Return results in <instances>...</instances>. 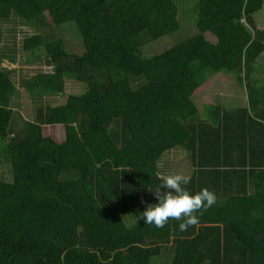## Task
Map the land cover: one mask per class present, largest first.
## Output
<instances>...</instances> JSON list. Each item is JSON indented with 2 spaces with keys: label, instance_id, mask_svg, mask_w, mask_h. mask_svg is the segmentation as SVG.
<instances>
[{
  "label": "trees",
  "instance_id": "trees-1",
  "mask_svg": "<svg viewBox=\"0 0 264 264\" xmlns=\"http://www.w3.org/2000/svg\"><path fill=\"white\" fill-rule=\"evenodd\" d=\"M190 7L198 33L146 54L184 28ZM263 8L264 0H0V21L34 31L21 42L26 58L52 68L19 89L0 66V150L11 172L8 181L0 173V264H150L165 251V264H264V215L250 214L261 206L247 195L248 180L264 174V29L254 19ZM66 22L78 27L80 55L53 39ZM218 72L234 75L245 107L205 104L202 113L197 89ZM67 80L84 92L66 96ZM22 90L36 105L14 127L12 97ZM172 151L195 166L186 187L217 196L183 232V221L156 228L140 219Z\"/></svg>",
  "mask_w": 264,
  "mask_h": 264
},
{
  "label": "rangeland",
  "instance_id": "rangeland-1",
  "mask_svg": "<svg viewBox=\"0 0 264 264\" xmlns=\"http://www.w3.org/2000/svg\"><path fill=\"white\" fill-rule=\"evenodd\" d=\"M193 7L189 8V13L186 14L185 21H182V28L177 32L166 35L156 41H153L144 48L145 53L148 55H153L159 52L168 49L183 40L187 39L198 33V30L195 25V15L192 12ZM191 12V13H190ZM264 21V14L260 17L257 16L258 22L261 19ZM15 21L11 23L0 21V66L6 67L8 66L13 70V80L17 83V88H21V80L28 79L29 77L34 76L38 72H51L52 68L50 65H47L44 61V57L42 56L39 60L33 61L26 58V55L22 51V39L25 36H30L34 32L30 26L23 24L19 21V19L14 18ZM189 20H192L193 23H188ZM188 24V25H187ZM193 24V25H192ZM188 26V27H187ZM187 27V28H186ZM56 36L53 39L61 38L64 41L66 50L71 54L80 55L84 51L83 41L81 35L79 33L78 27L74 22H66L59 26L56 31L51 30ZM14 40L16 41L15 46L13 45ZM215 42V39H213ZM1 54H9L15 56L17 62L10 63L5 56H1ZM2 58H4L2 60ZM260 63L264 64V56L261 57ZM215 76H211V78L204 83L200 88L197 89L196 92V100L200 103V110L202 113L206 112L205 104L207 105H217L218 103L223 104V94L225 86L226 88L236 89L238 91L234 92L239 95L238 99L242 102L245 101L246 93L243 90V87L237 84V81L232 74H225L224 72H218L214 74ZM85 85L80 83H75L70 80H67L66 83V96L71 93H81L84 92ZM232 92V91H231ZM12 97V106L15 111H18L20 118H16L14 121V127L19 123L21 124V120L31 119L33 108L35 107V102L33 103L27 97L26 93L23 92L21 95H13ZM66 96L57 97L51 103L55 102V105H60L65 102ZM237 98V97H236ZM227 100L230 97L227 96ZM51 101V100H50ZM49 101V103H50ZM233 103L237 100L232 99ZM225 104V103H224ZM226 105V104H225ZM209 108V107H208ZM49 133H53L54 136L60 137L62 136V131H58L57 129H48ZM179 151V150H178ZM176 151H172L171 154ZM178 154H172L168 159V162H162L161 165L165 169L164 173L168 171V173H175L174 164L179 162L181 164H187L189 162V158L187 155L181 156ZM0 173L3 175V178L7 181L11 179L10 172V162L6 156L5 151L0 150ZM170 258L168 257V252H163L162 256H158L152 259L150 264H165Z\"/></svg>",
  "mask_w": 264,
  "mask_h": 264
},
{
  "label": "clouds",
  "instance_id": "clouds-1",
  "mask_svg": "<svg viewBox=\"0 0 264 264\" xmlns=\"http://www.w3.org/2000/svg\"><path fill=\"white\" fill-rule=\"evenodd\" d=\"M160 184L151 192L156 202L146 203L140 216L144 224L164 228L169 220L183 221L179 230L199 223L196 215L202 210L211 208L217 202L215 192L203 188L197 192L190 191L186 186L191 183V176L182 173H158Z\"/></svg>",
  "mask_w": 264,
  "mask_h": 264
},
{
  "label": "crops",
  "instance_id": "crops-1",
  "mask_svg": "<svg viewBox=\"0 0 264 264\" xmlns=\"http://www.w3.org/2000/svg\"><path fill=\"white\" fill-rule=\"evenodd\" d=\"M264 14V8L256 13L254 15V19L256 20V24H257V27L259 29H264V21L262 18L261 21L258 22L257 20V16H262ZM262 56H264V53L262 54ZM4 58H2L3 60ZM262 64V63H261ZM264 66V64H262ZM215 76V75H213ZM232 91V92H231ZM224 94H223V107L225 110H228V111H231L235 108H242V107H245L246 104H247V95L245 97V101L242 102L238 99L239 95L237 94L238 91L234 88H232V90L230 88H226L225 86V89H224ZM234 92H237V93H234ZM228 97H230V99H226ZM237 97V98H236ZM237 100L233 103V101H231L232 99L234 100ZM226 105H225V104ZM164 162V161H163ZM162 162H160V165H161ZM177 167V169H175V173H182V174H189L190 172L193 171V168H195L193 162L189 161L187 162V164H181L179 162H176L174 164V167ZM161 170L162 172L161 173H164L165 169L163 168V166L161 165ZM168 173V171L166 172ZM228 177V181H233L234 183H239V182H242V180L240 179V177L238 175H230V176H226ZM257 183H255L254 180H248V187H247V195L248 196H253V200L255 202H257V204L261 207H258L256 210H254L253 212H251L250 214L254 215V217L260 215V216H263L264 214V174H259V175H256L255 176ZM234 189V187L232 188ZM234 192V190H233ZM235 193V192H234ZM245 207H240V206H237V207H234L232 210H234L235 212L233 213H246V210H244ZM247 214V213H246ZM258 219V217H256ZM264 219V218H263Z\"/></svg>",
  "mask_w": 264,
  "mask_h": 264
}]
</instances>
